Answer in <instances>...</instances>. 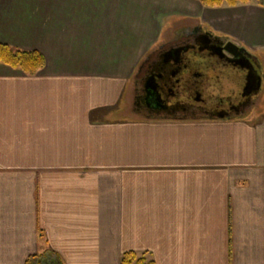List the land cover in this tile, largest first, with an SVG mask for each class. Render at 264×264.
<instances>
[{"label":"crops","instance_id":"obj_1","mask_svg":"<svg viewBox=\"0 0 264 264\" xmlns=\"http://www.w3.org/2000/svg\"><path fill=\"white\" fill-rule=\"evenodd\" d=\"M193 23L263 52L264 5L0 0V44L45 59L34 76L0 64V264L49 251L63 264H264V77L229 119L135 99L141 63Z\"/></svg>","mask_w":264,"mask_h":264},{"label":"flooded vegetation","instance_id":"obj_2","mask_svg":"<svg viewBox=\"0 0 264 264\" xmlns=\"http://www.w3.org/2000/svg\"><path fill=\"white\" fill-rule=\"evenodd\" d=\"M169 35L139 66L134 92L141 108L170 118L229 119L254 106L248 68L264 77L262 56L248 51L230 56L224 51L228 40L198 23ZM149 88L161 99L146 100Z\"/></svg>","mask_w":264,"mask_h":264},{"label":"trees","instance_id":"obj_3","mask_svg":"<svg viewBox=\"0 0 264 264\" xmlns=\"http://www.w3.org/2000/svg\"><path fill=\"white\" fill-rule=\"evenodd\" d=\"M204 8L234 7L239 4L264 5V0H195ZM0 64L21 71L26 76H34L45 65L44 57L36 51H17L0 44ZM25 264H63L52 251L41 256L30 257ZM121 264H154L145 255L128 253L122 256Z\"/></svg>","mask_w":264,"mask_h":264},{"label":"water","instance_id":"obj_4","mask_svg":"<svg viewBox=\"0 0 264 264\" xmlns=\"http://www.w3.org/2000/svg\"><path fill=\"white\" fill-rule=\"evenodd\" d=\"M230 47V48H228ZM224 51L229 54L230 56L234 57L235 55L239 54L242 51H246L243 48L238 47L235 43H233L232 41H228L226 43V46L224 47ZM249 75L251 76V78L253 79L251 82L247 83V88L250 91H254L257 92L260 89V85H261V77L258 76L257 72L252 68V66H250L249 68ZM146 100H155L158 101L159 99H161L160 95L156 92L155 93V89L152 88V90L149 88V91H147V96L145 97Z\"/></svg>","mask_w":264,"mask_h":264},{"label":"rangeland","instance_id":"obj_5","mask_svg":"<svg viewBox=\"0 0 264 264\" xmlns=\"http://www.w3.org/2000/svg\"><path fill=\"white\" fill-rule=\"evenodd\" d=\"M259 55L260 56L262 55V58L264 59V49H263V52H261V54H259ZM258 97L261 98V102H260L259 106L257 107V109L254 110L255 115H258L264 111V85H263L262 90H261L260 94L258 95Z\"/></svg>","mask_w":264,"mask_h":264}]
</instances>
